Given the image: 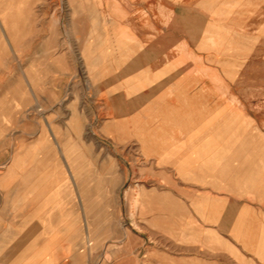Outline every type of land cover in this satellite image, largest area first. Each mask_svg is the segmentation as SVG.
I'll list each match as a JSON object with an SVG mask.
<instances>
[{
	"label": "rangeland",
	"instance_id": "374dc122",
	"mask_svg": "<svg viewBox=\"0 0 264 264\" xmlns=\"http://www.w3.org/2000/svg\"><path fill=\"white\" fill-rule=\"evenodd\" d=\"M193 1L204 13L200 41L174 52L182 65L191 64L182 70H192L201 98L220 103L214 107L220 120L204 124L210 130L205 148L207 160L223 169L218 178L210 170L199 182L222 184L171 189L178 176L181 183L198 182L163 171L166 160L182 149V135L173 133L183 129L130 125L118 139L116 129H105L117 113L99 110L104 98L100 101L96 86L101 76L113 75L112 62L143 51L153 40L146 34L157 30L138 28L134 37L118 30L115 23L129 18L122 8L130 5L126 0H0V190L7 189L1 177L11 165L22 170L29 164L32 179L26 185L33 194L36 227L54 223L56 208L67 224L39 230L36 260L27 255L12 264H141L146 244L155 262L158 248H171L173 238L179 239L182 256H189L198 224L194 215H209L205 221L215 223L232 196L264 204V0L185 3ZM142 16L152 19L153 14ZM161 16L166 22L171 18L166 12ZM161 106L144 117L174 112ZM43 152L47 169L39 171L45 166ZM22 180L17 189L24 187ZM92 184L96 192L88 193ZM201 193L206 198L200 201ZM20 214L17 220L24 222ZM8 219L0 214V234ZM63 229L64 248L53 243ZM44 239L53 244H43ZM249 239L244 231L241 240ZM2 244L0 236V256Z\"/></svg>",
	"mask_w": 264,
	"mask_h": 264
},
{
	"label": "crops",
	"instance_id": "0c3cea01",
	"mask_svg": "<svg viewBox=\"0 0 264 264\" xmlns=\"http://www.w3.org/2000/svg\"><path fill=\"white\" fill-rule=\"evenodd\" d=\"M126 3H130V5L122 8L123 13L129 18L126 19V22L115 23L118 30H126L128 37H134L133 34L138 28L144 31L154 29L157 32L156 35L146 34L153 40H149L148 44L146 42L147 45L143 51L128 55L129 58L123 63H118L119 65L112 62L113 75L111 77L104 75L97 80L96 86L100 101L104 98V101L100 102L99 110L103 113H117L115 119L107 121L105 129H116L114 131L119 139L126 131L125 127L130 125L133 127L155 124L179 125L183 131L173 134L182 135L181 140H184L182 149L180 152L175 151L172 159L166 160L163 171L191 175L194 177L193 180L198 182L181 183L182 180L178 176V179L173 180V185L168 187L173 189L190 186L203 187L209 184L221 185L222 182L205 184L199 182L205 179V175L210 170H215L218 178L221 175L218 172L223 169L222 166H217L216 161L207 160L209 157L205 148L206 138L210 137V134L207 133L210 130L205 129L204 124L220 120V115L214 112V107H219L220 103L212 99L209 101V98L204 100L201 98L202 93H199L202 91L201 87L194 84L190 77L193 74L192 70L190 68L186 72L182 70L186 66L190 67L191 64L182 65V58L177 52H174L180 46H187V49H190L193 42L199 43V31L202 23L200 18L204 13L202 12L203 14L200 15L199 9L194 6L196 1L185 3V0H126ZM162 12L168 13L171 17L169 22L165 21V16H161ZM143 14H153V17L147 19L142 16ZM134 16H136V22ZM161 103L163 105L161 108L173 110L174 114L170 111L171 115L144 117L148 111L160 107ZM178 109H183L184 112ZM211 136L215 137V135ZM175 138L177 139V136ZM40 160L45 166H40L39 171L46 170L48 156L45 155V152L41 154ZM152 163L155 167L158 165V160ZM11 166L13 167H9L5 175L1 177L3 187H7V189L0 190V214L9 216L6 222L3 221L2 234H0L3 240L0 263L6 264H12L20 257L25 258L27 255L30 261H35L36 234L39 233V230L49 226L59 228L67 226L64 219L60 218L61 214H57L60 210L56 208V216L52 220L54 223L36 227L33 194L29 184L28 187L26 185V181L30 182L32 179L31 168L27 163H23L22 170L17 168L18 165L15 163ZM89 174V177L93 175L92 172ZM21 180L24 182V187L17 189L15 183ZM4 184L7 185L4 186ZM94 186L92 184V190L87 192H96ZM205 195V193H201L197 199L201 201L206 198ZM174 196L178 198L177 195ZM258 196L261 197L260 194ZM22 199L24 209L19 210L17 203L22 204ZM228 201H230L229 207L217 216L218 220L215 223L209 224L205 221V217L209 215L203 218L194 215L198 224L192 233L194 242L188 247L189 256H182L180 241L173 238L170 241L171 248L166 250L163 247L158 248L159 250L156 251L158 260L155 262L150 260V254L155 253L149 251L150 247L147 244L145 247L143 246L145 255L141 264H166V257L170 264H264V204L246 203L242 196L228 197ZM19 213H21L20 215L25 214L24 222H22V218L20 221L17 220ZM247 213H249V217ZM233 222H235L234 227ZM232 228L236 229L235 232ZM12 229H18V231L11 234ZM19 229L23 230V233L19 234ZM244 231H249V240H241ZM233 232L236 238L232 235ZM66 237L67 231L63 229L59 232L58 239L53 243H63L64 248L68 242ZM47 242L51 243L44 239L43 244ZM159 243L162 244V242ZM211 243H214V247H210ZM159 255L163 257V260Z\"/></svg>",
	"mask_w": 264,
	"mask_h": 264
}]
</instances>
